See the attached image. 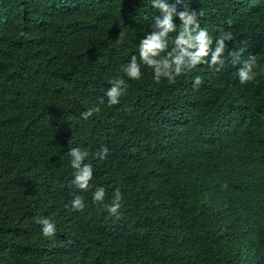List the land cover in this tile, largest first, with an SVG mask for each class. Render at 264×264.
I'll use <instances>...</instances> for the list:
<instances>
[{
    "label": "trees",
    "instance_id": "trees-1",
    "mask_svg": "<svg viewBox=\"0 0 264 264\" xmlns=\"http://www.w3.org/2000/svg\"><path fill=\"white\" fill-rule=\"evenodd\" d=\"M158 3L174 30L155 59L179 51L183 12L197 25L189 34L212 43L156 80L140 45L161 31ZM262 55L264 0H0V123L20 130L0 136V264H264V204L250 210L261 185L250 171L264 162ZM243 57L258 64L241 83L244 67L222 63ZM133 58L138 80L125 72ZM36 134L50 140L32 155ZM77 148L92 167L87 190L73 183Z\"/></svg>",
    "mask_w": 264,
    "mask_h": 264
},
{
    "label": "clouds",
    "instance_id": "clouds-1",
    "mask_svg": "<svg viewBox=\"0 0 264 264\" xmlns=\"http://www.w3.org/2000/svg\"><path fill=\"white\" fill-rule=\"evenodd\" d=\"M156 6L161 8L165 13H168L164 16L162 20H158V25L161 28V31L154 32L148 35L140 45V57L142 61L152 67L154 69V76L156 80H159L160 77L167 76L172 78V74L175 73L179 75L185 67L191 68L195 66L198 62L201 61L202 57L208 55L210 48L209 46L212 43L211 38L208 34L201 30L196 36H191L189 34L188 25L193 24V31L197 27L194 24L193 17L186 12L180 13V18L183 21V31L176 39V48L179 51L171 57V59H160L157 60L155 57L159 55L161 51H163L167 46L166 37L170 31L174 30V26L172 23V16L169 9V6L164 3H158ZM187 37V38H186ZM224 37L221 40L217 41V46L215 50L211 53V64H215L220 61L221 53L224 51ZM196 41V43H193ZM181 45H186L187 48L181 47ZM188 48H195L194 52H189ZM253 53V52H252ZM264 56V55H262ZM187 57V59H185ZM234 60V59H233ZM233 60L228 61V63H222L225 67L228 65H234L236 63H240L244 68L239 72V79L241 83L246 82L252 78V71L255 69L258 63H256L255 58L250 57L246 58L243 57L237 61L232 62ZM126 74L132 79H139L141 77L140 66L137 63L136 59L133 58L130 64L125 69ZM195 84L200 83V78L196 77ZM124 84L122 79L113 81V86L110 90L106 93L109 98L110 104L118 103V98L122 93L121 85ZM92 114L91 111L85 112L83 115L85 118ZM264 118V117H263ZM9 123L3 125L0 123V136L4 134L6 130H13L15 134H20V130L18 129V125L14 124L12 127H9ZM6 129V130H5ZM36 142L31 146L30 150L31 154H42L44 151V147H48L50 139H48L44 134H36L34 138ZM106 149L100 153V158H103L104 154L106 153ZM72 156V167L77 169L75 173V178L73 183L82 190H87L89 187V181L92 179V167L89 164H83L82 161L87 156V152H82L80 149H73L71 151ZM96 158L93 159V162H96ZM251 176L254 179H258L261 182V185L252 198L250 210L254 216L258 214V208L264 204V162L254 165L251 169ZM105 197V190L103 187H98L94 194L93 200L97 202L103 201ZM121 199V195L117 190L114 195L113 204L108 207V211L112 214L117 213V209L119 208L120 204L119 201ZM84 207L82 199L77 196L72 201V208L77 210H82ZM39 223L42 225V232L45 236H52L55 233L56 226L55 224L47 218H42L39 220Z\"/></svg>",
    "mask_w": 264,
    "mask_h": 264
}]
</instances>
